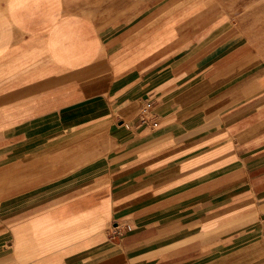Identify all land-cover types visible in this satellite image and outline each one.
<instances>
[{
	"label": "crops",
	"instance_id": "0c3cea01",
	"mask_svg": "<svg viewBox=\"0 0 264 264\" xmlns=\"http://www.w3.org/2000/svg\"><path fill=\"white\" fill-rule=\"evenodd\" d=\"M0 264H264V0H0Z\"/></svg>",
	"mask_w": 264,
	"mask_h": 264
},
{
	"label": "rangeland",
	"instance_id": "374dc122",
	"mask_svg": "<svg viewBox=\"0 0 264 264\" xmlns=\"http://www.w3.org/2000/svg\"><path fill=\"white\" fill-rule=\"evenodd\" d=\"M69 146L65 147V140L59 139L56 142V148H57V160H56V173L57 175L60 173H63L65 168L69 167V162L64 160L65 157V152H70L67 148ZM73 150V149H72ZM71 150V151H72ZM74 163V162H71ZM48 165V162H40V167L46 168ZM60 176H57V179H60ZM66 183V180H63L62 178L57 181L56 189H57V194L59 192H62L64 188V185Z\"/></svg>",
	"mask_w": 264,
	"mask_h": 264
},
{
	"label": "built area",
	"instance_id": "2783aa9c",
	"mask_svg": "<svg viewBox=\"0 0 264 264\" xmlns=\"http://www.w3.org/2000/svg\"><path fill=\"white\" fill-rule=\"evenodd\" d=\"M150 108H151V104H149V103H147V104H145V106H143V108L140 110V112L137 116L138 122H140V123H146L147 122Z\"/></svg>",
	"mask_w": 264,
	"mask_h": 264
}]
</instances>
